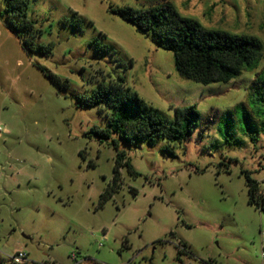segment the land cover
Masks as SVG:
<instances>
[{"label": "rangeland", "instance_id": "obj_1", "mask_svg": "<svg viewBox=\"0 0 264 264\" xmlns=\"http://www.w3.org/2000/svg\"><path fill=\"white\" fill-rule=\"evenodd\" d=\"M163 2L257 38L260 62L228 83L185 79L172 51L112 12ZM263 69L264 0H0V264L19 252L23 264H264L244 174L264 193V135L242 132L239 107ZM119 79L168 123L195 106L199 126L175 144L100 138L112 110L82 100ZM113 139L133 170L114 190Z\"/></svg>", "mask_w": 264, "mask_h": 264}, {"label": "trees", "instance_id": "obj_2", "mask_svg": "<svg viewBox=\"0 0 264 264\" xmlns=\"http://www.w3.org/2000/svg\"><path fill=\"white\" fill-rule=\"evenodd\" d=\"M8 3L12 4V0ZM112 12L134 25L139 32L151 36L160 48L172 51L178 73L202 85L228 83L243 70L256 67L262 58L263 45L257 38L205 28L199 22L181 16L169 2L140 9H112ZM95 44L101 48L98 41ZM119 82L115 90L100 87L89 99L82 100L87 107L105 105L112 110L108 129L94 130L100 138L108 140L114 133L130 145L136 142L154 144L160 138L175 144L187 140L199 126L200 114L195 106L177 108L175 120L168 123L146 106L136 93L125 88L123 79ZM248 101L249 109L243 103L239 105L243 108L241 123L245 124L242 132L255 141L257 136L264 135V69L257 74ZM228 120L234 121L232 112H229ZM112 142L118 152L113 172L114 190L119 184L121 167L127 165L132 170V165L124 161L126 154L119 151L118 141L113 139ZM244 174L249 204L264 211L260 183L251 173L245 171ZM112 195L107 190L102 196V204Z\"/></svg>", "mask_w": 264, "mask_h": 264}, {"label": "built area", "instance_id": "obj_3", "mask_svg": "<svg viewBox=\"0 0 264 264\" xmlns=\"http://www.w3.org/2000/svg\"><path fill=\"white\" fill-rule=\"evenodd\" d=\"M105 238V235H104ZM28 255L25 252H19L16 253L14 256H12V261L16 264H23L26 262Z\"/></svg>", "mask_w": 264, "mask_h": 264}]
</instances>
